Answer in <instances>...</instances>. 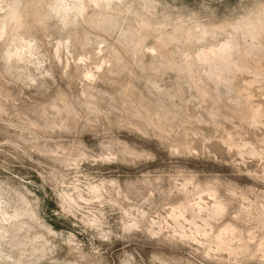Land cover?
I'll use <instances>...</instances> for the list:
<instances>
[{
    "label": "rangeland",
    "instance_id": "1",
    "mask_svg": "<svg viewBox=\"0 0 264 264\" xmlns=\"http://www.w3.org/2000/svg\"><path fill=\"white\" fill-rule=\"evenodd\" d=\"M0 264H264V0H0Z\"/></svg>",
    "mask_w": 264,
    "mask_h": 264
},
{
    "label": "bare ground",
    "instance_id": "2",
    "mask_svg": "<svg viewBox=\"0 0 264 264\" xmlns=\"http://www.w3.org/2000/svg\"><path fill=\"white\" fill-rule=\"evenodd\" d=\"M215 52V51H214Z\"/></svg>",
    "mask_w": 264,
    "mask_h": 264
}]
</instances>
